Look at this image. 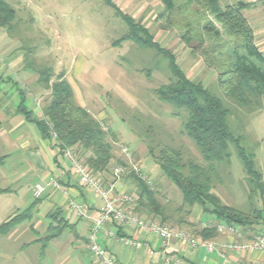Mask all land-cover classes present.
<instances>
[{"label": "rangeland", "instance_id": "374dc122", "mask_svg": "<svg viewBox=\"0 0 264 264\" xmlns=\"http://www.w3.org/2000/svg\"><path fill=\"white\" fill-rule=\"evenodd\" d=\"M2 1L13 9L15 17L11 30L0 29L1 62L21 61L15 64L17 68L14 66L13 71L24 70L26 64L35 70L48 69L50 82L63 74L73 90L75 102L80 104L77 100L83 101L92 114L89 113L114 134V152L121 155L120 146L129 148L131 163L146 176L161 202L172 212L178 208L182 204L181 195L161 174L148 154L147 145L181 148L186 158L201 165L204 163L194 143L180 134L186 114L185 117L176 114L172 106L159 102L153 94V90L166 84L171 77L163 57L151 48H143L128 40L116 46L115 42L127 34L128 26L113 7L105 4V0ZM239 2L254 3L242 14L248 17L257 32L258 48L264 55V7L257 0H224L222 4L236 5ZM117 9L148 29L153 39L175 56L187 77L200 81L222 99L230 110L231 127L243 135L242 145L254 153L256 167L264 170V99L260 107L248 112L220 94L217 73L204 63L200 48H195L196 42H183L181 32L167 26L164 19L158 17L162 11L158 0H121ZM38 79L37 73L30 72L23 85H28L42 110L50 100V92L43 89ZM2 85L0 82V87ZM101 111L104 116L100 114L97 118L95 114ZM230 152L228 164L217 165L220 180L214 182L213 192L224 204L248 211L244 168L236 151L231 149ZM0 166L9 173V158ZM0 186L9 187V182L1 181ZM19 190V196L10 197L11 202L9 194L0 195V224L31 203L30 187H19ZM132 191L131 188L127 194ZM9 203L15 208L9 209ZM252 205L262 210L264 221V198L254 199ZM200 214L201 210L195 207L189 218L200 226L213 223L207 215H202L199 220ZM24 231L0 236V264L22 260L18 246L27 240ZM252 233L264 234V224L255 227ZM64 239L63 236L58 241L64 243ZM22 255L28 257L23 252ZM30 255L31 259L37 256L33 252ZM51 258L52 255L41 264H51Z\"/></svg>", "mask_w": 264, "mask_h": 264}, {"label": "trees", "instance_id": "16d2710c", "mask_svg": "<svg viewBox=\"0 0 264 264\" xmlns=\"http://www.w3.org/2000/svg\"><path fill=\"white\" fill-rule=\"evenodd\" d=\"M158 1L162 6L158 17L164 19L167 26L180 31L183 42H196L195 48H200L204 63L215 70L220 94L248 112L260 107L264 99V55L256 45L253 28L242 14L254 3L223 5L224 0ZM258 2L264 7V0ZM105 3L111 5L109 0ZM116 14L128 26L127 34L115 42L116 46L124 40L132 41L143 48L153 49L167 62L171 77L166 84L153 90V94L159 102L172 106L176 114H183L184 117L186 114L180 134L194 143L204 163L201 165L186 158L181 148L148 144V154L161 174L177 188L182 204L172 212L158 198L157 191L130 172L119 178L128 179L134 188L129 193L133 203L127 206V210L149 222L171 230H183L196 239L199 237L209 242L219 234L217 225L200 226L191 221L189 216L195 207L202 214L214 217L219 224L254 230L263 222L262 210L255 208L252 201L264 198V170L256 167L254 153L242 145L243 135L231 127L230 110L200 81L187 77L179 68L175 56L161 47L148 29L133 22L118 9ZM14 17L13 9L0 0V29L11 30ZM25 69L37 73L38 83L50 92V100L41 110L42 119L34 120L41 136L53 138L59 153L65 149L74 151L75 157L80 161L82 159V164L100 181L108 176L117 180L112 174L113 167H127V161L114 153V134L75 102L73 90L63 74L50 82L48 69L35 70L27 64ZM19 112L32 120L25 108H20ZM231 149L236 151L244 168L250 206L248 211L224 204L213 192L214 182L220 180L217 165L228 164ZM101 182L104 183L103 180ZM32 208L3 221L0 236L27 221ZM49 217L52 221L41 239L43 248L49 241L58 238L64 229L57 212Z\"/></svg>", "mask_w": 264, "mask_h": 264}, {"label": "crops", "instance_id": "0c3cea01", "mask_svg": "<svg viewBox=\"0 0 264 264\" xmlns=\"http://www.w3.org/2000/svg\"><path fill=\"white\" fill-rule=\"evenodd\" d=\"M109 1L111 5L108 6L116 10L121 0ZM245 18L249 22L248 17ZM253 31L258 46L257 32L254 28ZM260 51L262 52L261 49ZM20 62L4 63L0 60V82L3 83L0 87V164L9 158V173L3 171V167L0 166V182H9V187L0 186V195L9 194V202H11L12 195L19 196V187L28 185L32 201L25 210L33 206L31 217L25 221L27 224L24 225L23 222L10 231L18 234L20 230H25L24 234H27V240L18 246L22 260H15L11 264H41L51 255L53 256L51 264H98L88 249L87 236L91 225L99 217L102 202L91 189L79 183L69 162L55 146L54 139L41 136L34 122V120L42 119L41 109L36 103L37 98L31 95L28 85H23L27 75L32 71L21 70V68L14 71L12 69ZM77 102L80 103L79 106L90 112L83 101L78 99ZM20 108H25L32 120L26 119L24 114L19 112ZM100 114L104 116L102 111L97 112L95 116L98 118ZM114 153L116 157H121L120 154ZM52 179L57 182V187L50 184ZM102 180L105 184H112L117 194L127 193L131 188L134 189L128 179L114 180L108 176ZM37 183L45 185V191L38 199H35L32 190ZM9 207H11L9 209L15 208L13 203H9ZM55 212L58 213L64 229L58 238L49 241L43 248L41 239L45 236L52 221L49 215ZM18 213L20 212L16 214ZM202 215L204 214L199 215V220ZM208 219L214 224L219 222L212 216H208ZM44 220L48 223L45 224ZM262 223L264 224V221ZM252 231L254 230L238 228L239 235L219 232L218 236L210 242L219 245L229 241L241 243L252 238ZM63 236L65 242L60 243L58 240ZM121 237L147 243L157 253L154 257H150L144 249L122 246L118 241ZM98 242L113 258L115 264H164L160 254V239L132 225L105 224L99 233ZM22 252L28 257H22ZM31 252L37 255L34 259H31ZM168 254L179 257L181 264H239L248 261L264 264V253H229L225 257H218L214 253H206L202 248H189L173 239L170 241Z\"/></svg>", "mask_w": 264, "mask_h": 264}, {"label": "built area", "instance_id": "2783aa9c", "mask_svg": "<svg viewBox=\"0 0 264 264\" xmlns=\"http://www.w3.org/2000/svg\"><path fill=\"white\" fill-rule=\"evenodd\" d=\"M120 151L128 165L127 167L115 165L112 170L113 177L118 180L120 177L133 172L147 182L146 176L142 175L140 169L131 163L132 157L130 149L126 146H120ZM62 154L69 162L71 170L78 177L79 183L82 186L91 189L102 202L99 217L91 225L87 236L88 249L98 264H115L113 258L98 242V236L103 229V226L111 223L132 225L136 229L143 230L145 233L157 236L161 241L160 254L163 258L164 264H181L179 257H173L168 254V251H170L171 239L179 243H183L189 248H202L206 253H214L218 257H225L226 254L229 253H264V234L253 235L250 240H246L241 243L229 241L219 245L214 242L196 239L182 230H171L168 227L144 220L127 210V206H130L133 203V198L130 195L126 193L117 194L114 192L112 184H104L99 179L94 177L82 164V162L73 155L71 150L65 149ZM50 184L53 187H57V182L53 179L50 181ZM44 191L45 185L37 183L33 187L32 195L35 199H38ZM83 211L85 212V210ZM215 225H217L218 232H228L233 235H239L238 228L236 227H228L222 223ZM118 241L125 247H130L132 249H144L150 257H154L157 253L154 248L147 243L136 242L124 237L119 238ZM239 264L256 263L248 261L241 262Z\"/></svg>", "mask_w": 264, "mask_h": 264}]
</instances>
